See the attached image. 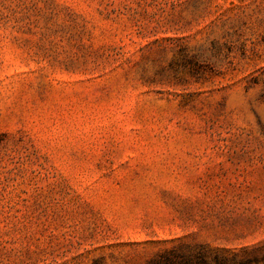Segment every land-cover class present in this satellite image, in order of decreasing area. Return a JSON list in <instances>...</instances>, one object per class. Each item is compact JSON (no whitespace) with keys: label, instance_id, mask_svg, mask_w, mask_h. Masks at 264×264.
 Returning a JSON list of instances; mask_svg holds the SVG:
<instances>
[{"label":"rangeland","instance_id":"374dc122","mask_svg":"<svg viewBox=\"0 0 264 264\" xmlns=\"http://www.w3.org/2000/svg\"><path fill=\"white\" fill-rule=\"evenodd\" d=\"M201 250L264 255V0H0V264Z\"/></svg>","mask_w":264,"mask_h":264},{"label":"trees","instance_id":"16d2710c","mask_svg":"<svg viewBox=\"0 0 264 264\" xmlns=\"http://www.w3.org/2000/svg\"><path fill=\"white\" fill-rule=\"evenodd\" d=\"M222 253H208L205 250H201L195 255L188 257H182L183 261L178 264H258L259 262L264 263V255L248 254L244 258L237 260L235 256L230 258L227 254ZM168 264H175L173 261H168Z\"/></svg>","mask_w":264,"mask_h":264}]
</instances>
